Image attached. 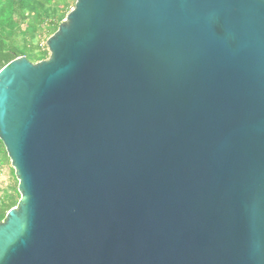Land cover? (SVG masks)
I'll return each instance as SVG.
<instances>
[{
	"label": "water",
	"instance_id": "95a60500",
	"mask_svg": "<svg viewBox=\"0 0 264 264\" xmlns=\"http://www.w3.org/2000/svg\"><path fill=\"white\" fill-rule=\"evenodd\" d=\"M46 43L0 70V264H264V0H76Z\"/></svg>",
	"mask_w": 264,
	"mask_h": 264
},
{
	"label": "trees",
	"instance_id": "16d2710c",
	"mask_svg": "<svg viewBox=\"0 0 264 264\" xmlns=\"http://www.w3.org/2000/svg\"><path fill=\"white\" fill-rule=\"evenodd\" d=\"M76 0H0V70L25 56L39 62L50 55L47 39L54 34ZM45 42V43H42ZM0 166L9 167L10 181L0 194V222L21 198L18 179L0 139Z\"/></svg>",
	"mask_w": 264,
	"mask_h": 264
},
{
	"label": "rangeland",
	"instance_id": "374dc122",
	"mask_svg": "<svg viewBox=\"0 0 264 264\" xmlns=\"http://www.w3.org/2000/svg\"><path fill=\"white\" fill-rule=\"evenodd\" d=\"M42 43H45V42H42ZM9 181H10L9 167L0 166V194L2 193V190L6 188Z\"/></svg>",
	"mask_w": 264,
	"mask_h": 264
}]
</instances>
